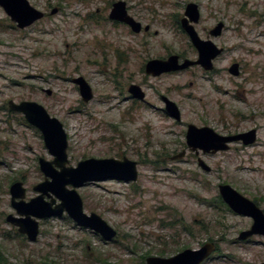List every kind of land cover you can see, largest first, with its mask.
<instances>
[{"label":"rangeland","instance_id":"rangeland-1","mask_svg":"<svg viewBox=\"0 0 264 264\" xmlns=\"http://www.w3.org/2000/svg\"><path fill=\"white\" fill-rule=\"evenodd\" d=\"M28 1L46 18L23 31L0 7V248L9 263L147 264L151 257L167 259L215 243L216 252L204 264H264V237L239 242L253 220L234 214L219 193L221 185H229L264 212V0ZM118 2L150 26V33L134 35L115 26L109 15ZM189 4L199 7L194 27L200 39L224 49V55L213 62L212 72L195 66L148 76L145 66L152 60H198L180 25ZM220 24L222 35L213 37ZM234 64L242 72L238 78L229 73ZM78 78L93 92L88 104L73 84ZM132 85L155 108H161V96L173 100L181 123L130 100ZM239 88L249 95L246 105L234 99ZM11 101L35 102L62 123L68 167L89 159L138 164L135 184L109 181L77 191L85 213L98 215L117 232L114 241L106 243L66 215L41 221L36 244L7 224L8 216L18 217L11 186L23 183L26 202L38 197L34 187L44 182L39 159L54 160L41 133L10 111ZM189 125H207L222 136L258 129L257 142L201 154L211 169L206 173L187 149ZM183 151L184 159L172 161Z\"/></svg>","mask_w":264,"mask_h":264},{"label":"water","instance_id":"water-1","mask_svg":"<svg viewBox=\"0 0 264 264\" xmlns=\"http://www.w3.org/2000/svg\"><path fill=\"white\" fill-rule=\"evenodd\" d=\"M0 7L11 22L22 31L31 28L46 17L45 13L31 6L28 0H0ZM57 12L55 10L51 15L55 16ZM110 19L127 25L134 34L142 33V24L129 16L125 2L113 5ZM199 21V7L189 4L182 21V28L198 51L199 60L197 62L185 61L182 64L177 56L171 57L168 61L153 60L146 66L148 75L159 77L163 74L185 71L194 66H201L206 71L213 70V61L222 54V50H219L211 42L200 39L194 28V25H197ZM222 30L223 25L220 24L212 32V35L219 37ZM148 31L150 28H145V32ZM238 71V65H234L230 69L233 76H238ZM73 83L79 87L83 102L90 103L94 95L88 83L83 78L75 79ZM131 92L137 100H144L145 95L139 87L133 86ZM47 94L51 96V92H47ZM166 103L169 115L180 121L178 107L168 100ZM8 105L11 111L22 115L30 126L41 133L45 148L54 160L52 162L44 159L39 160L44 182L34 187V191L39 195L30 202L25 201L26 190L23 183L17 182L11 186V206L18 217L10 215L7 218V223L17 228L29 243L35 244L40 236L41 221L62 218L67 215L81 229L99 235L107 243L114 241L117 238V232L98 215L85 213L83 200L77 191L89 184L109 181L135 184L139 180L138 164L127 158L123 160L89 159L80 162L76 168L68 167L69 140L62 123L51 117L43 106L35 102L15 104L11 101ZM240 142L245 146L254 145L257 142V132L251 131L236 137L225 138L209 128L198 129L195 126H190L187 134L188 147L192 151L201 150L204 153L227 152L230 144ZM184 157L185 153H182L172 161L182 160ZM199 167L205 172H211V169L203 161H199ZM219 193L223 202L234 214L253 220L251 229L241 233L238 237L239 242L248 241L256 236L264 237V212L254 202L243 197L229 185H221ZM46 199H49L50 202H47ZM216 250L215 243H207L199 250H185L167 259L151 257L146 262L147 264H204Z\"/></svg>","mask_w":264,"mask_h":264},{"label":"flooded vegetation","instance_id":"flooded-vegetation-1","mask_svg":"<svg viewBox=\"0 0 264 264\" xmlns=\"http://www.w3.org/2000/svg\"><path fill=\"white\" fill-rule=\"evenodd\" d=\"M115 4V3H114ZM113 4V5H114ZM112 8H113V6H112ZM187 8V7H186ZM111 11H112V9H111ZM127 11H128V8H127ZM185 13H186V10H185ZM110 14H111V12H110ZM128 14H129V12H128ZM129 16H131L130 14H129ZM133 18V17H132ZM184 18H185V14H184ZM183 18V19H184ZM134 19V18H133ZM183 19L181 20V23H180V25H181V28H182V21H183ZM109 20L112 22V23H114V25L115 26H124V27H126V28H128L131 32H132V30L127 26V25H125V24H121V23H119V22H114V21H112L111 19H110V15H109ZM136 21V20H135ZM141 24V23H140ZM143 26V25H142ZM147 27H149L150 28V26H143V30H142V33H145V34H148V33H150V31H151V28H150V31H148V32H145V28H147ZM195 28V27H194ZM217 28V27H216ZM215 28V29H216ZM223 28H224V26H223ZM214 29V30H215ZM182 30H183V28H182ZM213 30V31H214ZM184 31V30H183ZM213 31H211V35H212V32ZM223 31H224V29L222 30V33H223ZM133 33V32H132ZM141 33V34H142ZM222 33H221V35H222ZM134 34V33H133ZM141 34H134V35H141ZM187 35V34H186ZM220 35V36H221ZM188 36V35H187ZM213 36V35H212ZM219 36V37H220ZM213 37H215V36H213ZM190 39V38H189ZM191 41V40H190ZM203 41V40H202ZM205 42H210V41H205ZM191 43H192V41H191ZM213 44V43H212ZM192 45H193V43H192ZM214 45V44H213ZM193 47H194V45H193ZM195 48V47H194ZM196 49V48H195ZM219 50H222V54L220 55V56H222V55H224V53H225V50L224 49H219ZM197 51V50H196ZM197 53H198V51H197ZM219 56V57H220ZM171 57H173V56H170L168 59H166V60H161V61H168ZM177 57H179V56H177ZM218 57V58H219ZM218 58H216V59H218ZM179 59H180V63L182 64L183 62H185V61H188V60H183L181 57H179ZM215 59V60H216ZM198 60H199V53H198ZM197 60V61H198ZM214 60V61H215ZM153 61V60H152ZM197 61H193V62H197ZM213 61V62H214ZM192 62V61H191ZM149 63V62H148ZM147 63V64H148ZM147 64H146V66H147ZM234 65H238V64H234ZM233 65V66H234ZM146 66H145V73L147 74V72H146ZM232 66V67H233ZM239 66V65H238ZM195 67V66H194ZM199 67H201V66H199ZM231 67V68H232ZM192 68V67H191ZM202 68V67H201ZM230 68V69H231ZM190 69V68H189ZM202 69H204V68H202ZM239 69H240V67H239ZM188 70V69H187ZM205 70V69H204ZM213 70H214V68H213ZM212 70V71H213ZM186 71V70H185ZM206 71V70H205ZM212 71H206V72H212ZM180 72H182V71H180ZM179 72H175V73H168V74H163V75H161V76H159V77H153L152 75H148V76H151V77H153V78H160V77H163V76H166V75H172V74H178ZM229 73H230V70H229ZM238 73H239V75L238 76H234V77H236V78H238L241 74H242V72L239 70L238 71ZM231 74V73H230ZM232 75V74H231ZM233 76V75H232ZM75 80V79H74ZM74 84V83H73ZM75 85V84H74ZM133 86H136V85H132V86H130L129 87V89H128V93H129V95H130V100H132V101H134V102H138V103H141V104H143V105H146V106H150V107H152L154 110H156V111H159V112H161L162 114H164V115H166L169 119H171V120H173L174 122H176V123H181V120H182V114H181V111L179 110V112H180V117H181V120L180 121H177V120H175L174 118H172L170 115H169V113H168V108H167V103H166V100H168V101H170V102H172V103H174L176 106H177V104L173 101V100H171V99H169L168 97H164V96H161L160 97V105H161V108H155V107H153L151 104H149V102L147 101V97H146V94L142 91V89H141V91H142V93L145 95V98H144V100L143 101H139V100H137L136 98H134V96H133V94H132V92H131V90H132V87ZM78 87V86H77ZM136 87H138V86H136ZM78 89H79V87H78ZM240 90L239 91H237L234 95H235V97H234V99L236 98L237 99V101H239L240 103H243V104H247V97L249 96V95H247L245 92H244V89L243 88H239ZM80 92V91H79ZM52 94V93H51ZM229 93H227V95H228ZM243 101V102H242ZM9 104V103H8ZM9 106V105H8ZM178 107V106H177ZM10 109V108H9ZM179 109V108H178ZM10 111H11V109H10ZM12 112H14V111H12ZM15 113V112H14ZM17 114V113H16ZM23 117V116H22ZM252 117V119L253 120H255L256 119V117L255 116H251ZM24 118V117H23ZM27 123V122H26ZM28 124V123H27ZM29 125V124H28ZM190 126H194V125H189L188 126V129H187V133H186V145H187V134H188V131H189V127ZM196 127V126H195ZM198 128V127H197ZM203 128H209L207 125H203L201 128H198V129H203ZM209 129H211V128H209ZM211 130H213V129H211ZM214 131V130H213ZM251 131H256V132H258V129H251V130H248V131H244V132H240V133H234V134H229V135H227V136H222V135H219L218 133H216L215 131V133L216 134H218L219 136H221V137H225V138H232V137H236V136H239V135H243V134H247V133H249V132H251ZM233 144H238V146H240V148L241 149H246V148H248V147H251V146H254V145H256V143L254 144V145H251V146H245L242 142H240V143H233ZM233 144H230L229 145V150L227 151V152H229L230 151V149H231V145H233ZM187 149L189 150V152L191 153V154H194L196 157H198V163H199V161H201V159L199 158L200 157V155L202 154L203 156H206V155H216V154H213V153H204L203 151H201V150H197V151H192L189 147H188V145H187ZM183 153H185V157L187 156V151H183ZM219 153H222V152H219ZM182 154V153H181ZM218 154V153H217ZM179 155H177V156H175V157H173L172 159H174V158H177ZM184 157V158H185ZM183 158V159H184ZM124 159V158H123ZM122 159V160H123ZM40 160V159H39ZM39 168H40V166H39ZM41 171V170H40ZM205 172V171H204ZM206 173H210V172H206ZM31 201V200H30ZM29 201V202H30ZM67 216V215H66ZM9 217V216H8ZM7 217V218H8ZM68 217V216H67ZM69 218V217H68ZM6 222H7V219H6ZM8 224V223H7ZM12 226V225H11ZM15 228V227H14ZM80 228V227H79ZM15 229H17V228H15ZM85 230V229H84ZM88 231V230H87ZM91 232V231H90ZM92 234H95V233H93V232H91ZM95 235H97V234H95ZM17 236H20V237H22L24 240H26V241H28L27 240V238L25 237V236H23V235H21L20 233H19V230L17 229ZM99 236V235H98ZM100 237V236H99ZM102 239V238H101ZM103 240V239H102ZM103 241H105V240H103ZM38 242V241H37ZM107 243V242H106ZM36 244V243H35Z\"/></svg>","mask_w":264,"mask_h":264},{"label":"trees","instance_id":"trees-1","mask_svg":"<svg viewBox=\"0 0 264 264\" xmlns=\"http://www.w3.org/2000/svg\"><path fill=\"white\" fill-rule=\"evenodd\" d=\"M0 264H10L9 261L5 258L1 248H0Z\"/></svg>","mask_w":264,"mask_h":264}]
</instances>
